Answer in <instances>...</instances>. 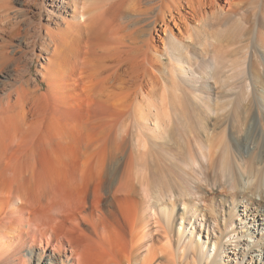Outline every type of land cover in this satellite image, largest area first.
<instances>
[{"label":"bare ground","instance_id":"obj_1","mask_svg":"<svg viewBox=\"0 0 264 264\" xmlns=\"http://www.w3.org/2000/svg\"><path fill=\"white\" fill-rule=\"evenodd\" d=\"M243 1L0 0V264H264V126H228L247 155L190 126L263 108Z\"/></svg>","mask_w":264,"mask_h":264},{"label":"rangeland","instance_id":"obj_2","mask_svg":"<svg viewBox=\"0 0 264 264\" xmlns=\"http://www.w3.org/2000/svg\"><path fill=\"white\" fill-rule=\"evenodd\" d=\"M41 2H42V0H29V8L32 10L38 9L41 5ZM12 4H14V6L17 5L16 2H13ZM242 5H243V7H242L240 14H241V17H243L244 21L247 22V24H252L254 21V16H258L259 13L264 15V0H245V2ZM233 25L234 24L232 22L229 23L230 28ZM201 31H202L201 34H199L200 32L199 33L197 32L199 35L196 34V36L199 37L200 39H202V37L205 38L206 34H207L206 31H204V30H201ZM202 33H204L205 35ZM163 61H164L165 66L168 65L166 55L163 57ZM258 86L261 89L262 88L264 89V82L261 81L260 79L258 82ZM206 101H209L208 103L212 107L213 112H211L209 114L208 111H205L204 109H202V108L200 109L198 107L197 108L198 110H197L196 114L194 115V122H193V124L190 125V126H194L195 129L197 130V131L195 130L197 137L200 136L199 139L201 141H203L205 144L209 143L208 145H210V143L212 144L213 142H217V140H220V139L227 142L230 140L231 134H232L233 138H235V139H241V138L246 139L244 142L242 141L243 143L239 144L240 149L239 148L238 149L240 150L241 154L247 155L248 151L250 150V147L252 146V141L255 140L256 137H259L260 131H257V130L255 131L254 127H252V129H248V128L243 127L240 130H238L239 132L237 133V130L231 132V130H230L231 127H228V126H260V125L264 126V111H262V110H264L263 109L264 108V105H263L264 101H263V104H262V101H260L261 104L263 105V108H261L262 109L261 110L262 112H261L259 110L258 111L256 110V105L252 106L251 101H253V100L251 99L250 96L245 95L244 97L238 98L236 103L243 105V110L247 107V105H249V102L251 104V107L248 110V112H246L243 115L240 113L235 114L231 111L232 109L230 110L228 108L225 109V111L224 110L222 111L220 108V105L222 103L217 98H215V95L213 97H211V100H206ZM218 102L220 105L218 104ZM226 102H227V100H226ZM260 102H258V104L261 106ZM260 106H259V108L257 107V109H260ZM181 126L184 127L185 125L182 124ZM183 137H186V136H183ZM173 140L174 141L180 140L183 142V138H179V137L175 138ZM182 208H183L182 204H179V209H181L178 212L179 215L182 211ZM177 211L178 210L176 209V212ZM214 213L215 214L213 217L216 219L209 218L210 219V232H211V234L208 236L209 237L208 240H206L207 236H206V232L204 230V227H200V224H201L200 218H199V221H197L196 223H194L193 219L190 220V222L188 223L187 229L193 233L192 234L188 233L186 235L187 236L186 239H188V237L195 238L196 241L206 242L212 248L213 242L216 241V238L220 233V231H218V226L221 230V228L224 227L223 225H225L227 217H228V215L226 214L225 208H223V209L218 208V210ZM208 216H209V214H208ZM216 225H218V226H216ZM199 238H200V240H198Z\"/></svg>","mask_w":264,"mask_h":264}]
</instances>
